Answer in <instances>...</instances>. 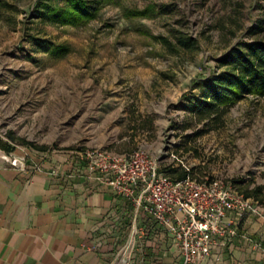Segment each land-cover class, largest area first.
Wrapping results in <instances>:
<instances>
[{
    "label": "rangeland",
    "instance_id": "obj_1",
    "mask_svg": "<svg viewBox=\"0 0 264 264\" xmlns=\"http://www.w3.org/2000/svg\"><path fill=\"white\" fill-rule=\"evenodd\" d=\"M91 1H101L94 20L62 26L40 17L39 0H0V137L10 153L45 167L54 155L141 150L161 173L179 164L239 194L264 188V97L216 121H197L188 104L225 53L264 42V0Z\"/></svg>",
    "mask_w": 264,
    "mask_h": 264
},
{
    "label": "crops",
    "instance_id": "obj_2",
    "mask_svg": "<svg viewBox=\"0 0 264 264\" xmlns=\"http://www.w3.org/2000/svg\"><path fill=\"white\" fill-rule=\"evenodd\" d=\"M77 158L32 162L53 176L0 161V264H183L166 228ZM225 222L238 235L215 237L197 264H264V216L228 214Z\"/></svg>",
    "mask_w": 264,
    "mask_h": 264
},
{
    "label": "built area",
    "instance_id": "obj_3",
    "mask_svg": "<svg viewBox=\"0 0 264 264\" xmlns=\"http://www.w3.org/2000/svg\"><path fill=\"white\" fill-rule=\"evenodd\" d=\"M87 170L129 199L178 244L183 264H197L211 251L215 237H235L227 228L228 214H254L259 206L220 180L202 182L188 177L174 181L160 172L158 161L141 150L118 155L94 149L81 155ZM0 160L21 172L53 176L43 166H31L25 156L0 151Z\"/></svg>",
    "mask_w": 264,
    "mask_h": 264
},
{
    "label": "trees",
    "instance_id": "obj_4",
    "mask_svg": "<svg viewBox=\"0 0 264 264\" xmlns=\"http://www.w3.org/2000/svg\"><path fill=\"white\" fill-rule=\"evenodd\" d=\"M64 3L63 7H59L51 0H39L37 13L41 18H47L54 24L77 25L94 20L101 1L65 0ZM150 11L151 8L135 11L131 16L148 17ZM257 29L251 30V34L255 35ZM194 42L196 41L184 37L180 40L183 45ZM51 46L46 43L44 49L48 50ZM63 49L64 47L60 51ZM216 69L217 71L209 79L195 82L194 89L199 90L200 93L192 95L188 102L190 113L199 122L206 119L216 121L217 117L228 113L239 101L250 95L264 97V42L254 40L238 43L217 60ZM0 150L10 153L1 137ZM163 172L174 181H182L188 177L192 178L194 171L179 164H170L164 166ZM240 194L264 207V188L256 187L249 190L248 187H244Z\"/></svg>",
    "mask_w": 264,
    "mask_h": 264
}]
</instances>
